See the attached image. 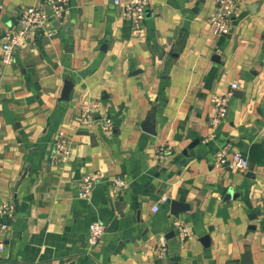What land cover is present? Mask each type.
I'll return each mask as SVG.
<instances>
[{
  "label": "crops",
  "instance_id": "crops-1",
  "mask_svg": "<svg viewBox=\"0 0 264 264\" xmlns=\"http://www.w3.org/2000/svg\"><path fill=\"white\" fill-rule=\"evenodd\" d=\"M41 2L0 0V40ZM69 4L10 63L0 48V203L15 206L0 264H264V0H237L226 35L209 29L215 0H149L137 35L113 0ZM231 82L227 116L212 126V96ZM88 98L101 101L92 125L78 119ZM58 133L69 154L52 162ZM225 145L247 155L246 171L216 166ZM95 170L126 185L77 197ZM94 220L106 230L88 248ZM177 220L190 233L182 244Z\"/></svg>",
  "mask_w": 264,
  "mask_h": 264
},
{
  "label": "built area",
  "instance_id": "built-area-1",
  "mask_svg": "<svg viewBox=\"0 0 264 264\" xmlns=\"http://www.w3.org/2000/svg\"><path fill=\"white\" fill-rule=\"evenodd\" d=\"M114 4L121 6L122 15L130 24L131 33L139 34L144 17L145 10L149 0H113ZM237 0H215V7L208 18V25L211 33L215 35H226L230 31V20L234 13ZM70 11L69 0H43V2L25 6L21 8L15 25L12 28L6 29L0 40V48L2 50L1 60L5 63H10L13 58L15 48L22 46L31 33H36L44 36L51 35L52 31L49 23L53 20L65 19ZM237 88L236 82H231L229 88L223 93H217L212 96L213 114L210 117V124L217 125L221 120L225 119L228 113V104ZM1 90V81H0ZM101 108V101L98 98H88L80 104L78 119L80 122L87 125H92L95 118L98 116ZM104 130L108 134L113 133L114 119L107 114L100 115ZM161 150L158 151V156H161ZM69 154L68 139L61 133L53 137L52 150L50 160L57 162L65 159ZM216 166H230L242 172L248 168L247 155L239 150L228 152V145L219 149L215 157ZM101 182H109L111 192L117 195L122 187L126 185V179L116 174L106 176L100 170L84 173L78 179L75 194L79 198L87 199L92 194L93 187ZM166 194L160 195V200L165 201ZM157 205L153 206V210H157ZM15 213V206L10 202L0 203V230H6L9 227V220ZM259 216L264 226V202L260 205ZM177 230L178 242L182 244L190 233L188 228L179 220L175 221ZM106 226L100 221L94 220L88 226L86 243L88 248H92L105 233ZM2 244L0 243V246ZM168 241L164 236L159 238L156 246V256L158 259H163L167 256ZM35 264V263H31Z\"/></svg>",
  "mask_w": 264,
  "mask_h": 264
},
{
  "label": "water",
  "instance_id": "water-1",
  "mask_svg": "<svg viewBox=\"0 0 264 264\" xmlns=\"http://www.w3.org/2000/svg\"><path fill=\"white\" fill-rule=\"evenodd\" d=\"M144 129V128H143ZM145 130V129H144Z\"/></svg>",
  "mask_w": 264,
  "mask_h": 264
}]
</instances>
